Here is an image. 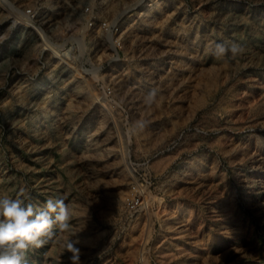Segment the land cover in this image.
Returning a JSON list of instances; mask_svg holds the SVG:
<instances>
[{
	"label": "rangeland",
	"instance_id": "obj_1",
	"mask_svg": "<svg viewBox=\"0 0 264 264\" xmlns=\"http://www.w3.org/2000/svg\"><path fill=\"white\" fill-rule=\"evenodd\" d=\"M5 34L0 196L72 216L26 264H264V0H0Z\"/></svg>",
	"mask_w": 264,
	"mask_h": 264
},
{
	"label": "clouds",
	"instance_id": "obj_2",
	"mask_svg": "<svg viewBox=\"0 0 264 264\" xmlns=\"http://www.w3.org/2000/svg\"><path fill=\"white\" fill-rule=\"evenodd\" d=\"M7 38V34L0 35V43ZM229 51L235 56L239 49L236 45L229 48L217 44L213 55L220 57ZM154 95L149 97L148 102ZM25 191L20 188L15 198L0 196V264H26L25 253L30 247H43L57 233L71 231L72 216L63 197L48 199L37 208L31 203L25 204ZM54 227L56 231H53ZM78 243V240L69 239L62 245L65 251L71 253V264H81Z\"/></svg>",
	"mask_w": 264,
	"mask_h": 264
},
{
	"label": "built area",
	"instance_id": "obj_3",
	"mask_svg": "<svg viewBox=\"0 0 264 264\" xmlns=\"http://www.w3.org/2000/svg\"><path fill=\"white\" fill-rule=\"evenodd\" d=\"M107 23L105 22L104 23V25H106ZM92 26H95V20L94 19H90L89 20V27H92ZM43 35V34H42ZM41 37V39L42 40H40V44H42L43 46H44V48H47V49H50L51 47H48L47 46V43H46V39L44 38V36L42 37V36H40ZM49 37V36H48ZM38 39V41H39V38H37ZM44 43V44H43ZM63 48H65V47H63ZM64 54H65V52H64ZM65 56H66V54H65Z\"/></svg>",
	"mask_w": 264,
	"mask_h": 264
},
{
	"label": "bare ground",
	"instance_id": "obj_4",
	"mask_svg": "<svg viewBox=\"0 0 264 264\" xmlns=\"http://www.w3.org/2000/svg\"><path fill=\"white\" fill-rule=\"evenodd\" d=\"M75 22V21H74ZM78 22V21H77ZM81 22V21H80ZM77 24V23H76ZM63 34V35H62ZM60 35H62L63 37L66 36V34H64V32H62ZM69 36L73 35V32H71L70 34H68Z\"/></svg>",
	"mask_w": 264,
	"mask_h": 264
}]
</instances>
